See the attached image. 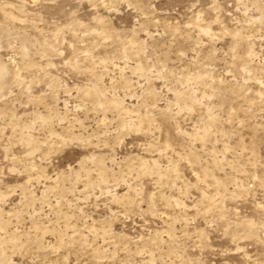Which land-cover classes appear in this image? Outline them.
I'll return each instance as SVG.
<instances>
[{"label":"rangeland","instance_id":"374dc122","mask_svg":"<svg viewBox=\"0 0 264 264\" xmlns=\"http://www.w3.org/2000/svg\"><path fill=\"white\" fill-rule=\"evenodd\" d=\"M0 264H264V0H0Z\"/></svg>","mask_w":264,"mask_h":264},{"label":"bare ground","instance_id":"6f19581e","mask_svg":"<svg viewBox=\"0 0 264 264\" xmlns=\"http://www.w3.org/2000/svg\"><path fill=\"white\" fill-rule=\"evenodd\" d=\"M4 72H6V68L5 67H1L0 68V74H3ZM1 77H2V75H1ZM0 77V78H1ZM1 80V79H0ZM2 258V257H1ZM1 258H0V260H1Z\"/></svg>","mask_w":264,"mask_h":264}]
</instances>
